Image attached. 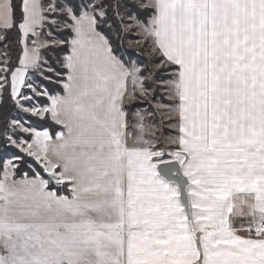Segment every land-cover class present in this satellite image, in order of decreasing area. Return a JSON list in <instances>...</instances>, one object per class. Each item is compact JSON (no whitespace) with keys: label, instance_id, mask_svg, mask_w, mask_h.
Masks as SVG:
<instances>
[{"label":"snow or ice","instance_id":"obj_1","mask_svg":"<svg viewBox=\"0 0 264 264\" xmlns=\"http://www.w3.org/2000/svg\"><path fill=\"white\" fill-rule=\"evenodd\" d=\"M137 8L150 16L140 27L162 58L156 67L174 66L165 81L178 101V135L165 138L179 146L173 160L144 139L142 116L137 139L146 146H128L126 80L147 90L139 69L126 68L96 30L97 5L79 14L48 5L74 22L67 95L24 110L50 113L68 133L57 144L21 125L33 138L17 146L57 184L70 182L72 198L46 191L47 180L9 184L5 172L0 264H264V0H140ZM44 11L41 0H21L25 37L47 19ZM12 17L0 0V23L11 26ZM38 59L25 47L20 67L0 61V90L10 84L13 98L30 100L21 89L36 92L25 79ZM239 217L260 238L238 235Z\"/></svg>","mask_w":264,"mask_h":264},{"label":"rangeland","instance_id":"obj_2","mask_svg":"<svg viewBox=\"0 0 264 264\" xmlns=\"http://www.w3.org/2000/svg\"><path fill=\"white\" fill-rule=\"evenodd\" d=\"M72 1L76 2L74 3L77 6V8H79L80 11H84V10L91 11V5L95 4L98 6L103 2V0H72ZM127 2L135 6L137 10L144 11V10L137 8V5L140 2V0H127ZM45 3L46 4H49V3L50 4H60V5L67 6V4L64 3L62 0H55L54 2H51V1L47 2L45 0ZM115 3L116 4L114 6V9H115L114 18H116V21L118 22L117 27L118 29H120V34L122 35L121 37H119L118 34H116L115 36L119 40L120 46L122 48L121 56L126 60V62L127 61L129 62L130 66L128 67L131 68V70L133 68L139 69V72L137 73V75L142 78L143 87L147 90L146 92L142 94L140 82L133 84L132 78H131L130 80L131 85L129 87L130 91H129V96H128V102H127L128 106L127 107L129 109L128 111L129 117L131 116L130 122H131L132 138L134 139V141H137L139 144H143L141 141L137 139L141 134L140 129H139V124L141 123L140 116H142L143 117L142 123L146 127V131L144 133V139L145 140L152 139L153 143L151 147L153 149L163 150L165 152L164 158L165 157L172 158V156L169 155V153L177 151L178 145L166 143L165 138L169 136L174 138L178 135V128H177L178 116L176 112L174 111L178 101L176 99L171 98L173 93L170 90L169 86L165 83V81L175 78L173 75L174 66L166 65V68L156 67V65L161 62L162 58L158 54V50L157 51L153 50L155 48L153 38L146 36L142 28L140 27L141 24H147L149 20L146 23H142L139 20H137L135 16H133L132 14L131 15L129 14L130 12L128 11L130 10H127V7L122 3L121 0H116ZM48 12H50V14L47 13V16H52V15L57 14L58 19H50L47 17L46 22L49 23V25L53 27H51L52 28L51 30L49 29L46 30L45 32L46 34H44L43 28L46 24L45 22L42 28V31H41V35L43 34V36L48 42L47 47L45 49H47L48 47H53L57 49L61 47L63 43L55 37L53 32H57V31L60 32V31H63L64 29H67V30L70 29L72 31V27H68L67 24L60 22V19L58 16H65V18L67 17L69 20L71 19L62 11H57V12H52V13L51 11H48ZM94 15H96L97 21L101 24L102 20L105 18V15L101 17L99 15V10H97L94 13ZM52 20H55L57 23L56 24L51 23ZM109 28H111L110 25H109ZM11 57H12L11 54L5 51V49L0 51V61H6L8 64L10 62L9 59H11ZM131 59L132 61H135L136 63L135 62L131 63ZM64 60H65V57L63 59V66L67 70V68L65 67ZM41 63L45 64V61L43 60L42 57H41V62L39 65H41ZM137 63L142 64L143 69L146 70V73L145 75H143V77L140 75V72L142 69L137 66ZM146 64L148 68L146 67ZM39 68L40 66L34 69V71L38 70ZM47 72L52 73L53 71L52 69H48ZM54 75L56 78H59L58 74L54 73ZM38 77H41L44 80H48L47 78L42 76L40 73L35 74V76H30L28 73L25 79L26 84L31 83L33 88L36 89L35 93L32 91V89H29L27 87L21 89V92L23 94H26L27 96L31 98L30 100L26 101V100H23L21 97H16V98L12 97V98H13V101L15 102L17 99H19L20 105H23V107H21L20 105L16 103L18 106L19 112L23 113L24 115H28L34 118L44 119L46 117L45 114L47 113H45L43 116H37V115H34L32 112L24 110L25 108L33 107L31 102H33L34 96L35 97L41 96L40 94H37L39 93L37 90V85H38L37 78ZM1 91L2 90H0V92ZM159 105H167L169 107L167 109H160L158 107ZM34 107L39 108L37 106H34ZM39 109H43V108H39ZM166 112L170 113V116L165 115ZM137 113H139L140 115L134 116ZM21 125L22 124H20L19 122L16 125L12 123V127L15 130H17V132L21 134H25V135L31 134V133L23 132L22 128L20 127ZM148 129L155 131L156 136L152 137L149 134ZM11 141H14V140H11ZM21 142H23V140L16 142L15 144L12 143V145L21 151V149L17 146ZM145 146L146 145H144V147ZM23 153L29 156L26 152H23ZM38 164L42 169H44L40 163ZM13 169L15 170V167ZM3 175H4V172H3ZM3 175H2V178H3ZM13 178L14 177H12L11 181H9L10 179L8 180L9 184L13 182Z\"/></svg>","mask_w":264,"mask_h":264},{"label":"trees","instance_id":"obj_3","mask_svg":"<svg viewBox=\"0 0 264 264\" xmlns=\"http://www.w3.org/2000/svg\"><path fill=\"white\" fill-rule=\"evenodd\" d=\"M62 1L66 3L67 6H74V11H76L77 14L81 12L75 5V1ZM121 1L127 7V10H130L128 11L130 12L129 14L135 16L140 22L146 23L150 19L148 13L137 10L136 7L127 2V0ZM115 2L116 0H103L101 3L104 6L103 10L105 11V18L102 20L101 24L99 22L97 23V31L108 40L112 47L113 54L116 55L117 58L128 67L130 64L128 61L126 62V60L121 56L122 48L120 46L119 40L115 36L116 34H118L119 37L122 36L120 34V29L117 27L118 22L116 21V18H114ZM12 9L13 26L11 29L4 31V38L0 43V51L5 49V51L11 54L12 57L9 59L10 62L8 65L15 69L19 66V61L23 53L21 47V32L19 28V23L22 22L21 0H12ZM97 10H100L99 5L97 6ZM47 17L50 19H58L57 14ZM58 17L60 22H63L67 25L73 24V22L67 17L65 18V16ZM109 25L111 28H109ZM51 27L53 26L46 22L43 28L44 34H46V30H51ZM53 33L55 37L63 43V45L57 49L48 47L47 49L43 50L41 56L45 61V64H43V62L41 65H39L40 68L38 70L29 72L30 76H35V74L40 73L42 76L48 79L44 80L41 77L37 78V90L41 96H34L33 102H31L33 107H48L50 104V96H61L64 94L63 85L66 82L68 71L63 66V59L70 54V42L73 38V32L70 29H64L63 31H57ZM132 62L135 61H132L131 59V63ZM137 66L142 69L140 75L143 77V75L146 73V70L143 69V66L140 63H137ZM48 69H52L53 72L48 73ZM54 73L58 74L59 78H56ZM126 109L129 111L128 107H126ZM14 120L18 121L25 128H32L40 132L48 131L52 138H55L56 135L62 131L61 127L54 124L47 115L44 119H38L19 112L18 106L16 102L13 101L11 95L10 84L6 85L5 89L0 92V181L2 179L5 164L11 162L15 167V181L36 179L40 177L48 181L47 191L54 192L57 196H67L71 198L70 186L68 184H56L53 178L44 169H42L33 158L27 156L12 145L11 140L16 142L22 140L31 142L32 140L31 134H21L12 127V122Z\"/></svg>","mask_w":264,"mask_h":264},{"label":"crops","instance_id":"obj_4","mask_svg":"<svg viewBox=\"0 0 264 264\" xmlns=\"http://www.w3.org/2000/svg\"><path fill=\"white\" fill-rule=\"evenodd\" d=\"M47 2L48 1H51V2H54L55 0H46ZM5 2H8V3H10L11 4V6H12V0H5ZM41 4L44 6V8H45V11H44V15L47 17V13H49L50 14V12H48L49 10H48V7H47V5H49V4H46L45 3V0H41ZM46 5V6H45ZM52 13V12H51ZM70 18V17H69ZM97 18V17H96ZM47 21V19L45 20V21H43L42 22V24L41 25H39V26H37L36 27V30H35V34H29L27 37H25L24 36V34H23V31L20 29V32H21V47H22V50H23V53H22V55H21V58H20V60L23 58V56H24V51H25V47H27V49L29 50V52H32L33 50H38V56H39V59L37 60V62H36V64H35V66H30L29 68H28V70H27V72L29 73V72H31V71H34V69H36L38 66H39V64H40V62H41V53H42V51L47 47V44H48V42H47V40L45 39V37L43 36V34L41 35V31H42V28H43V26H44V24H45V22ZM73 22V21H72ZM74 23V22H73ZM12 26H13V17H12V24H11V26H8V27H5L2 23H0V42H2L3 41V38H4V31L5 30H9V29H11L12 28ZM96 30H97V26H96ZM72 32H73V38H72V40L74 39V38H76V33H75V31H74V29L72 28ZM71 40V41H72ZM41 44H43L44 46L43 47H40V45ZM71 51H72V45H71V43H70V54L69 55H71ZM64 63L66 64V60H64ZM123 63V62H122ZM21 65H20V61H19V66L18 67H20ZM124 66L126 67V68H128L129 70H131V68H129V67H127L125 64H124ZM67 71H68V74H69V70L67 69ZM27 73V74H28ZM68 74H67V76H68ZM130 80H131V77H128V79L126 80V83H125V87H126V91H125V100H124V103H123V110L126 112V119H127V122H128V128H127V132H128V137H127V143H128V146L129 147H144V144H139L137 141H134V139L132 138V130H131V116L129 117V112L127 111V109H126V107L128 106V104H127V102H128V96H129V91H130V89H129V87H130V85H131V83H130ZM68 82V80H67V77H66V82L65 83H67ZM63 88H64V85H63ZM67 95V93H66V90L64 89V94L63 95H61V96H66ZM51 106V100H50V105H49V107ZM45 115H48L49 116V118L51 119V121L54 123V124H56L57 126H59V127H61V129H62V131L61 132H59L57 135H56V137L55 138H52V140H53V142H55V143H60L61 141L58 139V137H59V134L60 133H64V135H65V137H67V133H68V129L64 126V124H58V123H56V121L55 120H53L52 118H51V114L50 113H47V114H45ZM134 116H138L137 114H135ZM42 132H44V131H42ZM48 132V131H47ZM49 133V132H48ZM49 135H50V133H49ZM51 136V135H50ZM179 147V146H178ZM30 157H32L36 162H38V163H40L42 166H43V168L45 169V171L53 178V180H54V182L56 183V180H55V178H54V176H53V174L52 173H50V172H48L47 171V169L45 168V164L44 163H42L40 160H37L35 157H33V156H30ZM154 160L156 159V158H153ZM164 159H166V160H169V161H172L173 160V157L171 158H164ZM14 166L11 164V163H7L6 165H5V168H4V175H5V172H8L9 173V178H8V180L9 181H11L12 180V177H14ZM60 171V169H57V172H59ZM4 175H3V178H2V181L4 180ZM24 180H44V179H42V178H40V177H38V178H36V179H24ZM24 180H20V181H24ZM13 181H15L14 180V178H13ZM20 181H15V182H17V184H19V182ZM57 184V183H56ZM64 184H68L69 186H70V191H71V198H72V185H71V183L70 182H68V181H65L64 183H61V184H58V185H64ZM46 191H47V189H46ZM71 198H69V199H71ZM233 226L234 227H236V228H242V229H244V230H240V231H238L237 232V234L238 235H241V236H243L244 238H252L251 237V233L253 232V230H254V228H255V224L254 223H250V218L249 217H239V218H233ZM249 227H251L252 228V231L251 232H248L246 229H248ZM258 238H260L259 236L257 237V238H252V239H258Z\"/></svg>","mask_w":264,"mask_h":264},{"label":"built area","instance_id":"obj_5","mask_svg":"<svg viewBox=\"0 0 264 264\" xmlns=\"http://www.w3.org/2000/svg\"><path fill=\"white\" fill-rule=\"evenodd\" d=\"M251 237H252V238H257V237H258V236L256 235V233H255V228H254L253 232L251 233Z\"/></svg>","mask_w":264,"mask_h":264},{"label":"water","instance_id":"obj_6","mask_svg":"<svg viewBox=\"0 0 264 264\" xmlns=\"http://www.w3.org/2000/svg\"><path fill=\"white\" fill-rule=\"evenodd\" d=\"M177 167H179L178 165H177ZM175 179H179L178 177H174ZM189 211H191V209H188Z\"/></svg>","mask_w":264,"mask_h":264}]
</instances>
